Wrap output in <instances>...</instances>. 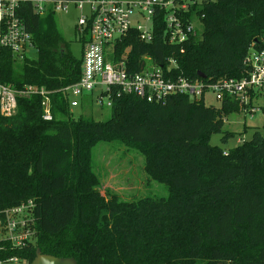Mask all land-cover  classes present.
<instances>
[{
  "label": "trees",
  "instance_id": "1",
  "mask_svg": "<svg viewBox=\"0 0 264 264\" xmlns=\"http://www.w3.org/2000/svg\"><path fill=\"white\" fill-rule=\"evenodd\" d=\"M31 1L20 3L18 16L35 55L18 60L0 49L1 84L52 92L51 122L42 120L37 97L18 99L16 114L0 117V209L34 203L36 239L19 254L28 264L37 249L77 264H264V135L255 130L228 151L210 144L213 134H223V143L235 136L222 129L237 104L207 107L183 95L151 104L121 95L108 120L74 119L60 90L78 81L81 59L52 22L43 25ZM200 12L199 37L168 45L159 21L150 44L131 32L117 45V59L128 51L133 71L149 56L164 69L174 59L175 76L240 77L250 45L264 38V0H217ZM99 142L135 148L167 196L103 197L89 156Z\"/></svg>",
  "mask_w": 264,
  "mask_h": 264
},
{
  "label": "built area",
  "instance_id": "2",
  "mask_svg": "<svg viewBox=\"0 0 264 264\" xmlns=\"http://www.w3.org/2000/svg\"><path fill=\"white\" fill-rule=\"evenodd\" d=\"M23 1L0 0V49L9 50L18 60L36 53L31 33L18 16ZM216 1L32 0L31 4L39 16L46 12L47 7L54 13L66 11L69 5H73L80 12L75 26L79 40H84L80 77L76 83L60 90L67 98L70 109L95 93L96 105L108 109L113 98L121 95H133L151 104H164L169 97L176 95L204 103L205 96L210 95L218 103L217 107L222 102L230 104L233 101L238 106L237 113L252 115L263 112L264 38L260 44L254 41L250 45L242 61L244 69L240 77H224L213 82L206 77L189 79L175 76L173 69L176 68V61L172 58L167 59L164 69L149 56H144L137 71L129 70L126 65L128 51L117 59V45L131 32L137 34L141 43L150 44L154 31L159 28V21L168 45L180 46L199 37L203 18L200 11L206 4ZM51 93L33 84L16 89L0 83V117H13L17 112L18 99L37 97L42 120L51 122ZM33 209L31 200L0 209V264H28L25 256L19 253L29 249L36 239Z\"/></svg>",
  "mask_w": 264,
  "mask_h": 264
},
{
  "label": "rangeland",
  "instance_id": "3",
  "mask_svg": "<svg viewBox=\"0 0 264 264\" xmlns=\"http://www.w3.org/2000/svg\"><path fill=\"white\" fill-rule=\"evenodd\" d=\"M41 15L43 25L52 22L67 44V49L76 59H81L82 45L75 33V26L80 12L69 5L66 11H55L53 14L50 7ZM196 28L200 31L199 26ZM94 93L85 97L79 106L71 109L74 119L79 117L91 118L95 121H106L110 118V109L100 108L95 103ZM104 102V99H103ZM207 107H217L218 103L210 95L205 96ZM264 112L258 111L252 115L233 113L229 114L223 125V132L234 133L226 143L221 140L223 134H213L210 144L228 151L240 145L243 140L248 141L253 131L258 130L264 135ZM90 166L95 174L99 185L100 194L109 199L111 196L119 201H136L140 198L166 197L167 187L149 179L144 172L143 156L135 149L120 142H99L89 153Z\"/></svg>",
  "mask_w": 264,
  "mask_h": 264
},
{
  "label": "water",
  "instance_id": "4",
  "mask_svg": "<svg viewBox=\"0 0 264 264\" xmlns=\"http://www.w3.org/2000/svg\"><path fill=\"white\" fill-rule=\"evenodd\" d=\"M200 78H205L202 73L197 74ZM30 264H77L73 258H58L51 255L42 254L39 249L35 251V256Z\"/></svg>",
  "mask_w": 264,
  "mask_h": 264
}]
</instances>
